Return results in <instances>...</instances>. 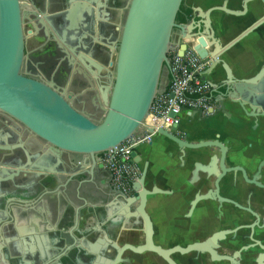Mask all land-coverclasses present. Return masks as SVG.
<instances>
[{
    "label": "water",
    "instance_id": "95a60500",
    "mask_svg": "<svg viewBox=\"0 0 264 264\" xmlns=\"http://www.w3.org/2000/svg\"><path fill=\"white\" fill-rule=\"evenodd\" d=\"M247 1H242V10L215 5L209 7L198 20L187 18L179 23L176 16L183 0H126L121 23L116 27L115 33H109V37L105 39L106 45H102L96 30H104L102 23L99 24L100 21L97 20V10L104 7L103 1L69 0L71 6L64 13L48 15L45 10L50 6V0H46V3L43 0L42 7L37 0H0V112L21 123L39 140V147L35 152L24 150V160L21 161L14 155L12 163L5 168L1 165L0 182H14L17 177L20 180V184H14L9 192L0 189L2 208L14 213L16 211L14 203L2 202L1 199L6 195H11L12 201L23 199V211L32 212L41 208L37 203L43 199L49 180L55 173L58 182L61 178L56 171L66 172L64 183L78 182L74 187L78 196L81 192L79 177L84 179L83 182H103L106 190L96 184V192L90 194H98L106 202L103 208L107 221L105 228L109 229L110 223L115 220L128 223L129 216L133 215L143 225L145 243L130 248L134 251L151 249L174 264L167 255L173 251H186L190 247L165 250L153 243L150 221L145 211L148 191L144 187V178L147 162L143 163L138 180L132 183L133 195L116 205L115 195L123 192L110 184V172L101 163L102 153L115 149L132 135L146 131L163 135L179 147L219 146L222 151L220 165L224 168V148L218 140L188 142L172 132L176 127L167 131L161 127H145L143 123L148 117L154 97L164 89L159 83L162 73L168 68L167 52L175 29L179 31L180 53L185 48L187 39L196 40L194 50L207 61L201 79L210 83L212 97L218 103V107L209 109L208 114H203L201 110L186 113H196L200 117L211 116L224 111L223 101L228 100L249 117L264 116V68L252 79L245 80L235 76L223 59V55L228 53L236 57V44L261 23L260 19L224 45L214 37L208 26L210 14L215 10L243 17L246 15ZM72 11L78 14V21H72ZM232 27L236 25H229L223 30ZM51 28L56 31L59 28V40L55 38ZM27 35L36 40H52L56 49L61 52L60 55H55L56 61L66 65L64 73L69 75L68 71H77L90 81L93 99H96L93 109L85 107L81 98L82 91L77 85L78 80L73 85L71 75L63 79L65 81L61 85L53 77H33L28 69L23 68L29 58L26 49ZM70 41L74 45L69 48V53L61 43L69 44ZM210 45L214 48L208 50ZM218 67L223 70L224 77L222 81L215 83L209 77ZM71 85L72 90L69 88ZM214 93L217 95L214 96ZM75 103L81 106L77 107ZM140 145L142 144L134 146L131 152V157L139 164ZM211 170L209 166L206 167L208 173ZM60 184L58 183L56 193L60 186L65 187V184ZM7 201L11 202V199ZM130 206L135 208L132 214L126 213ZM67 220L59 216L56 222L66 228ZM74 220L76 225L77 217ZM42 223L47 228L46 218H43ZM9 227L11 234L3 246L12 260L22 254L32 259H43L47 251L53 252V246L49 245L30 244L28 249L20 245L19 240L24 237L31 243L38 239L37 229L20 223H12ZM9 227L0 223V238L4 235L5 228ZM85 232H80V235ZM64 234L62 230L56 242L66 245L68 242ZM126 248L128 247H117V251L121 253ZM51 252L48 257L54 254Z\"/></svg>",
    "mask_w": 264,
    "mask_h": 264
},
{
    "label": "flooded vegetation",
    "instance_id": "af4514ba",
    "mask_svg": "<svg viewBox=\"0 0 264 264\" xmlns=\"http://www.w3.org/2000/svg\"><path fill=\"white\" fill-rule=\"evenodd\" d=\"M256 2H260L262 6L259 24L264 25V0H248L244 16L253 12L252 4ZM253 24L246 25L242 31ZM255 28H252L248 35ZM52 43L53 41L49 40L37 53L29 54L23 68L28 69L33 77L41 76L46 79L53 77L61 85L64 84L63 79L71 75L73 85L78 80L77 85L82 91L81 98L84 100L85 107L93 109L96 99H93L92 84L77 71L74 73L68 71L69 75L64 73L65 63L58 64L56 61L55 55L58 54V50ZM250 65V68L249 65H240L244 68L243 74L239 75L240 78L249 80L256 76L264 68V55L258 58L257 63ZM65 75L66 77L63 78ZM73 85L69 87L70 90ZM75 104L77 107L81 106L79 103ZM251 118L257 119V125L248 128L251 130V135L257 140H264V126L258 125L264 122V116ZM185 136L179 137L188 142H198L189 141ZM206 140H218L223 145L224 168L220 165L222 151L219 146L179 147L173 141L180 148V162L184 176L182 222L179 232L174 228L166 230L165 240L172 241L166 246L155 242V236H159L161 232L153 228L150 222L152 241L165 250L174 247L184 249L190 247L186 251H173L167 255L174 264H264V143L260 140L252 142L246 153L244 152L245 160L240 158L238 161H232L229 156L237 152L233 148L234 144L227 143L220 138L219 134L214 139ZM38 147V138L21 123L0 112V168L1 165L5 168L12 163L14 155L22 161L25 159L24 150L35 152ZM241 154L237 152L238 156ZM207 166L212 169L211 173L206 171ZM17 183L20 184L18 177L14 182H0V189L9 192V189ZM54 183L56 185L52 187ZM58 183L55 173L49 180L43 199L51 194L56 196L54 189L58 187ZM72 184L73 182L70 181L65 184V187H59L64 190L61 194L63 202L73 206V215L66 216L65 219L68 218L66 222L74 224L76 217L78 221V211L81 209L79 207H84L88 211L87 220L90 225L86 228L92 234L91 237L83 240L82 243L78 239V242L74 239L67 240L66 245L55 242L52 257L45 255L43 259H32L22 254L16 260H12L3 245L11 234L9 226L18 222L14 219V215L10 214L12 212L2 208L0 204V223L9 227L5 228L6 231L0 238L2 245L0 246V264H172L165 256L151 249L134 251L130 248L145 243L143 225L138 223V219L133 215L129 216L128 223L115 220L110 223L109 229L105 228L107 221L104 218L106 212L103 208L106 202L99 198L98 194H90L96 192L97 187L92 180L79 183L80 196L74 192L76 184L74 186ZM101 187L106 190L105 185ZM82 190L87 191L84 197H82ZM50 191L53 192L50 193ZM133 193H118L114 197L115 204L123 203L125 198L132 196ZM75 197L80 198L76 200ZM8 199H11V202L7 201ZM12 199L11 195H6L1 200L4 204L13 205L14 203L16 210L19 211L23 201L17 198L18 201H12ZM134 210L135 208L130 206L126 213L132 214ZM177 233L179 238H176ZM19 242L21 245V239ZM124 246L128 248L118 253L117 247Z\"/></svg>",
    "mask_w": 264,
    "mask_h": 264
},
{
    "label": "crops",
    "instance_id": "0c3cea01",
    "mask_svg": "<svg viewBox=\"0 0 264 264\" xmlns=\"http://www.w3.org/2000/svg\"><path fill=\"white\" fill-rule=\"evenodd\" d=\"M46 0H44V3ZM79 1V0H73ZM104 2V7L99 9L97 20L99 24L104 27L103 31L96 30V35L100 38V43L106 45L105 39L109 37V33L112 31L115 33V29L121 23L123 19V7L126 0H99ZM38 4L43 5V0H37ZM183 5L190 9L191 14L188 18L198 20L204 15L205 11L215 5H224L232 10H240L242 6L241 0H183ZM71 4L69 0H50V6L45 11L48 15L54 13L62 14L66 11ZM254 8L253 12L248 16L236 17L231 14H227L223 11H212L209 17V27L215 38L219 39L222 45L228 43L231 39L236 38L242 29L248 25L258 21L262 14V6L260 2L252 4ZM46 7V5H45ZM72 21H78V14L76 11L71 12ZM235 24L236 27L228 28L224 31V27ZM28 27V26H27ZM226 29V28H225ZM55 38L59 40V28L54 30L51 28ZM175 33V34H174ZM114 37V35H113ZM179 31L175 29L172 35V42L178 41ZM68 41V39H66ZM46 40L39 38L38 40L27 35L26 49L29 54L38 52L46 45ZM69 44L61 43L62 47L70 53L69 48L74 45V42L70 41ZM210 44L212 43L209 42ZM52 45L55 47V43ZM245 47L246 50L244 49ZM56 48V47H55ZM214 47L210 45L208 50ZM235 50L238 51L236 57L232 56L231 53L223 55L224 61L232 69L235 76L243 74L244 68L240 65H246L249 68L250 64L258 62V58L264 55V25H257L252 33L247 35L240 43L236 44ZM61 52L58 50V54ZM60 64V62H58ZM249 73V71L247 72ZM62 76V75H61ZM65 76H63L64 78ZM224 77L223 70L218 67L215 72L211 73L209 79L215 83L222 81ZM169 75L165 70L160 78V87L165 88L168 84ZM214 96L217 94L214 93ZM216 102V101H215ZM224 111H218L211 116L201 118L198 114L182 113L180 115V122L178 124V133L180 136L186 135V139L189 141H201L206 139H214L219 134L221 139H224L227 143L234 144L235 150L241 152L240 156L237 152L230 155L231 160H245L244 152L249 149V146L254 141H259L255 136L250 133L249 126L257 125V119L251 118L243 113V111L235 104L228 100H224ZM218 107V103H215ZM258 111V110H257ZM264 126V122L258 124ZM264 131V129H263ZM264 143V140H260ZM138 153L141 157L140 166L143 167V163L147 162V170L144 178V187L147 189L148 194L145 203V211L149 217V221L153 228L158 229L161 233L159 236H155V242L161 246H166L170 242L165 240L166 230L168 228H174L177 232L180 229L182 218V196L184 192V176L183 168L180 162V148L175 143L158 133H151V142L142 144L139 146ZM230 160V159H229ZM59 174V183L64 185V178L67 176L66 172L56 171ZM57 174V175H58ZM80 182H83V178L79 177ZM108 179V177H106ZM211 180V178H210ZM73 186L78 184L77 181H72ZM95 184L101 186L103 182L93 180ZM56 184H52V187ZM103 185V184H102ZM63 187V186H62ZM58 187L54 189L57 191ZM64 190L59 188L56 196H46L41 199L38 203L41 208H37L32 212L22 210L10 213L18 224H22L25 227L31 226L37 229L36 235L38 239H35L32 243L26 237L22 238L21 246L28 249L30 244L38 245H49L54 248L56 238L59 237L64 230V236L66 239L73 240L78 239L82 243L83 239L88 240L91 237V233L85 232L87 226L90 223L87 220V209L81 208L78 212L77 224L68 222L66 228L61 227L57 224L56 220L59 216L65 218L66 216L73 215V206L65 204L61 199V194ZM82 197L87 191L82 190ZM85 191V192H84ZM78 200L80 197H75ZM24 202L23 199H19ZM84 200V199H83ZM80 201V200H79ZM75 206V204H73ZM24 207V206H22ZM43 218H46L48 224L45 228L42 223ZM42 228V231L41 229ZM80 232H85L84 235H80ZM178 237V233L177 236ZM172 240V239H171ZM56 246V245H55ZM47 251L45 255H51ZM53 253V252H51ZM53 256V255H52ZM51 256V257H52Z\"/></svg>",
    "mask_w": 264,
    "mask_h": 264
},
{
    "label": "built area",
    "instance_id": "2783aa9c",
    "mask_svg": "<svg viewBox=\"0 0 264 264\" xmlns=\"http://www.w3.org/2000/svg\"><path fill=\"white\" fill-rule=\"evenodd\" d=\"M180 53L179 40L171 43L167 52L169 80L167 86L156 94L149 110L145 127H161L177 136L182 113L201 110L208 114L215 108L211 85L202 80L207 61L194 50L195 39H187ZM147 121V122H146ZM151 140V133L134 134L115 149L102 153V166L110 172V184L125 194L133 192L132 183L140 177L141 166L131 157L134 146Z\"/></svg>",
    "mask_w": 264,
    "mask_h": 264
},
{
    "label": "trees",
    "instance_id": "16d2710c",
    "mask_svg": "<svg viewBox=\"0 0 264 264\" xmlns=\"http://www.w3.org/2000/svg\"><path fill=\"white\" fill-rule=\"evenodd\" d=\"M190 14H191L190 9L186 8L182 3L180 6V10L176 16V21L179 23L184 22Z\"/></svg>",
    "mask_w": 264,
    "mask_h": 264
},
{
    "label": "rangeland",
    "instance_id": "374dc122",
    "mask_svg": "<svg viewBox=\"0 0 264 264\" xmlns=\"http://www.w3.org/2000/svg\"><path fill=\"white\" fill-rule=\"evenodd\" d=\"M174 32H175V30H174ZM175 34V33H174ZM144 254H147V252H144Z\"/></svg>",
    "mask_w": 264,
    "mask_h": 264
},
{
    "label": "bare ground",
    "instance_id": "6f19581e",
    "mask_svg": "<svg viewBox=\"0 0 264 264\" xmlns=\"http://www.w3.org/2000/svg\"><path fill=\"white\" fill-rule=\"evenodd\" d=\"M147 122V121H146Z\"/></svg>",
    "mask_w": 264,
    "mask_h": 264
}]
</instances>
